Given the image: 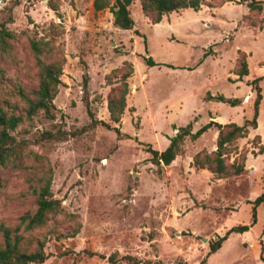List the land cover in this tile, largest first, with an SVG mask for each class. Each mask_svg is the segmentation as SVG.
<instances>
[{"label":"rangeland","instance_id":"374dc122","mask_svg":"<svg viewBox=\"0 0 264 264\" xmlns=\"http://www.w3.org/2000/svg\"><path fill=\"white\" fill-rule=\"evenodd\" d=\"M48 1L0 0V21L10 8L12 22L6 27L16 35L10 54L0 56V107L22 114L25 104L16 88L30 92L38 86L29 40L50 41L54 55L65 60L54 118L39 111L11 133L24 145L19 161L0 169V224L14 229L23 215L35 212L33 188L50 169L51 193L61 212L24 233L30 247L36 239L44 241V264H133L128 257L140 264L204 259L205 264H264L262 205L247 232L229 235L209 254L210 244L230 228L250 224L252 203L264 191V152L259 151L264 145V26L259 28L264 0H255L262 3L261 12L249 11L250 0H205L201 10L173 12L155 25L135 0L129 7L132 30L115 28L109 10L95 12L93 0H52L57 12ZM239 51L247 55L249 75L234 85L228 81ZM204 52H216L217 58L197 66ZM148 56L154 67L144 63ZM125 61L134 72L127 79L126 109L115 124L107 100L117 85L114 71ZM259 77L258 128L238 139L227 157L232 163L239 154L246 156L241 175L218 179L193 166L197 153L216 150L214 128L195 141L186 137L184 153L162 166L161 175L155 173L147 147L164 151L179 128L191 124L195 133L210 121L242 125L251 119L255 91L248 84ZM207 93L240 104L206 102ZM86 101L93 119L118 127L121 136L92 124Z\"/></svg>","mask_w":264,"mask_h":264},{"label":"trees","instance_id":"16d2710c","mask_svg":"<svg viewBox=\"0 0 264 264\" xmlns=\"http://www.w3.org/2000/svg\"><path fill=\"white\" fill-rule=\"evenodd\" d=\"M135 0H93V9L95 12L104 11L106 9L112 14L113 26L120 30H132L134 28V21L130 16L129 7ZM140 2L141 10L144 16L150 17L152 23L159 24L163 17L169 14L179 12L185 9H192L197 12L201 10L205 0H138ZM226 2L220 4L222 7ZM48 6L54 11H58V7L52 2L48 1ZM249 11H262V3L260 1L250 0L247 3ZM11 9L7 11L8 17L4 21H0V56L9 55L12 50V43L16 35L8 30L6 24L12 22ZM247 18V16L245 17ZM251 26L256 28L254 23ZM264 23L259 26L262 29ZM29 49L33 54L38 68V86L37 88L27 92L21 87L16 88V94L24 102V112L16 114L12 110H5L0 107V169L4 168L12 161H19L22 146L24 143L16 141L15 137L11 135L24 120H30L39 111H43L48 119H53V111L55 109L53 100L58 93V86L61 84L60 77L62 75L64 58L54 55L53 46L50 41H34L29 40ZM145 52L148 54L146 44ZM206 55V54H205ZM44 56V59L41 57ZM144 63L149 67H154L156 63L148 56L144 58ZM133 66L128 61H125L123 66L114 71L118 74L117 85L112 88L108 100L107 109L112 123H120L121 117L126 109V97L129 93L127 79L133 74ZM235 75L238 77L237 81H242L245 76L249 75V68L247 63V55L244 52H238L236 59ZM4 78V71L0 68V81ZM262 78H255L248 85L255 91V99L253 102V116L251 119H246L242 125L236 123L219 124L210 121L202 126L195 133H191V124L178 129L177 134L169 138L168 147L158 152L147 147V153L151 155L149 162L156 166L155 173L161 175L162 166H169L177 156L184 153L183 142L186 137H190L195 141L202 134L212 128L218 131L216 138V150L213 153L201 151L193 158V166L198 170H208L218 177V179L229 176H239L243 173L245 168L246 156L239 154L232 163L227 162V157L234 151V143L238 139L246 138L250 130L258 128V117L260 112V104L262 101L261 88L258 86ZM83 93L87 95L88 92V75H83ZM204 101H214L219 103H230L231 107L240 104L239 99H227L223 95L212 96L210 93L204 98ZM87 113L92 119V124H101L107 129L113 130L117 136H121L118 127H111L108 123L103 121H96L93 119V113L89 110V105L86 101ZM49 138H52L49 133H46ZM259 138V137H257ZM260 153L264 152V145L260 147ZM3 187L2 179L0 177V189ZM35 196L36 210L32 214H25L20 218L19 225L10 229L0 224V264H44L47 256L44 251V241L36 239L34 247H30L32 242L26 239L24 233H31L32 231L43 227L50 217L56 216L61 212V203L59 200L53 198L51 193V170L43 172L39 178L38 186L32 191ZM251 222L249 225H237L230 228L226 234L220 237L216 242L210 244V253L217 252L221 244L228 238L229 235L243 234L256 222V209L259 206H264V191L252 203ZM23 227L22 233H20ZM76 231L73 233L75 234ZM115 255L110 257L113 261ZM262 262L264 263L263 249H261ZM133 264H140L141 261L134 257H128ZM205 259L200 264H205ZM148 264V263H146ZM162 264V263H156Z\"/></svg>","mask_w":264,"mask_h":264},{"label":"crops","instance_id":"0c3cea01","mask_svg":"<svg viewBox=\"0 0 264 264\" xmlns=\"http://www.w3.org/2000/svg\"><path fill=\"white\" fill-rule=\"evenodd\" d=\"M206 53L204 52V54H203V56H202V60L197 64V66L198 65H201V63H203V61H205L207 58H217V53L216 52H213V54H209V55H205ZM246 77V76H245ZM244 77V78H245ZM230 80L228 81V82H230V83H232V84H234V85H237V84H239V82H241V81H237V79H238V77L234 74V75H232V76H230ZM243 78V79H244ZM243 81V80H242ZM248 82V81H247ZM211 94V93H210ZM212 96H216V95H220V94H211ZM248 96H250V97H253V93L250 91L249 93H248ZM225 97V96H224ZM225 98H227V97H225ZM228 99V98H227ZM235 99V98H234ZM237 99V98H236ZM209 102H214V101H209ZM216 103H219V102H216ZM235 107H237V106H235ZM218 120V119H217ZM214 122H216V123H219V121H214ZM220 124V123H219ZM215 130H216V134L218 133V131H217V129L216 128H214ZM211 130V129H210ZM217 136V135H216ZM168 145H169V141H168Z\"/></svg>","mask_w":264,"mask_h":264},{"label":"water","instance_id":"95a60500","mask_svg":"<svg viewBox=\"0 0 264 264\" xmlns=\"http://www.w3.org/2000/svg\"><path fill=\"white\" fill-rule=\"evenodd\" d=\"M45 2L47 1V0H44Z\"/></svg>","mask_w":264,"mask_h":264}]
</instances>
